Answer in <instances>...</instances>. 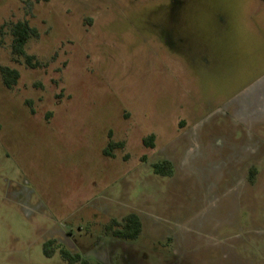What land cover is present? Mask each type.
Listing matches in <instances>:
<instances>
[{
  "label": "rangeland",
  "instance_id": "374dc122",
  "mask_svg": "<svg viewBox=\"0 0 264 264\" xmlns=\"http://www.w3.org/2000/svg\"><path fill=\"white\" fill-rule=\"evenodd\" d=\"M133 213L138 240L106 232ZM75 253L264 264V0H0V264Z\"/></svg>",
  "mask_w": 264,
  "mask_h": 264
},
{
  "label": "trees",
  "instance_id": "16d2710c",
  "mask_svg": "<svg viewBox=\"0 0 264 264\" xmlns=\"http://www.w3.org/2000/svg\"><path fill=\"white\" fill-rule=\"evenodd\" d=\"M33 0H27V2H32ZM41 1V0H36ZM48 1V0H42ZM34 32L29 28L26 23H18L13 27V44L12 50L13 55L15 57H24L26 59V63L31 68H36V65L32 63V57H29L26 52L25 48L27 43L31 37H33ZM2 75L4 79V84L8 88H12L19 79V73L15 70H11L9 68L2 69ZM155 136L151 135L144 139V144L148 148L155 147ZM123 147L122 144H116L111 142L109 147L105 151L107 156H111L114 149H119ZM154 172L157 175L172 178L175 174V167L172 162L170 161H162L160 163L153 165ZM253 173V171H252ZM143 231V224L141 218L136 214H130L125 217L121 222L114 220L110 225L107 226L106 232L111 233L115 237L126 240V241H136L139 239ZM50 244H46L44 247L45 253L48 256H52L49 249ZM80 260L79 257L70 258V264H76Z\"/></svg>",
  "mask_w": 264,
  "mask_h": 264
},
{
  "label": "flooded vegetation",
  "instance_id": "af4514ba",
  "mask_svg": "<svg viewBox=\"0 0 264 264\" xmlns=\"http://www.w3.org/2000/svg\"><path fill=\"white\" fill-rule=\"evenodd\" d=\"M59 235V236H58ZM57 235V238L55 239V238H50L49 240H48V242H46L45 244H44V247H45V245L46 244H50V243H54V241H59V242H61L62 244H64V242H69V239H67V237H66V235L65 234H58ZM59 238V239H58ZM66 240V241H65ZM122 240V239H121ZM124 241H126V240H124ZM99 244V241L95 244V246H97ZM75 247V246H74ZM75 249H77V247L75 248ZM79 249V248H78ZM45 251V250H44ZM80 251V250H79ZM70 252V251H69ZM64 253V252H63ZM64 255V254H63ZM74 257H79L80 258V260L78 261V262H76V264H92L90 261H88L87 260V258L84 256V254H81V253H75V255H74ZM69 264H70V261H69Z\"/></svg>",
  "mask_w": 264,
  "mask_h": 264
}]
</instances>
